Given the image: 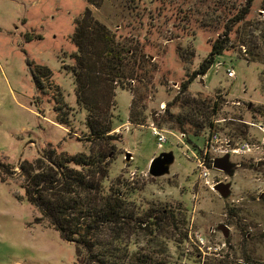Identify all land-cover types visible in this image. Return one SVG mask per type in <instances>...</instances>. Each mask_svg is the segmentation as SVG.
Listing matches in <instances>:
<instances>
[{"label":"rangeland","instance_id":"1","mask_svg":"<svg viewBox=\"0 0 264 264\" xmlns=\"http://www.w3.org/2000/svg\"><path fill=\"white\" fill-rule=\"evenodd\" d=\"M245 4L106 0L94 6L87 0H0V160L9 166V173H2L5 181L0 179V264L80 263L75 243L66 241L28 201L30 183L20 165L40 158L48 164L47 154L58 160L99 151L108 156L107 190L132 193L129 202L139 212L168 209L176 214L177 229L160 232L154 249L164 258L175 264H264V117L249 113V105L264 108V0H254L246 18L234 23ZM88 8L117 40L139 44L150 63L140 80L112 84V103L100 104L102 121L112 118L115 128L108 145L90 141L89 111L78 102L72 73L77 52L72 35ZM226 26L233 29L227 50L187 92L202 98L219 95L221 118L226 119L202 137L160 127L167 103L181 96L182 82L209 55ZM36 66L52 73L40 90L33 78ZM179 110L172 109L174 114ZM228 123L247 124L248 138L230 137ZM152 126L167 139L161 148ZM243 143L248 151H231ZM169 151L175 155L170 174L151 176V161ZM227 154L232 176L213 166L215 158ZM219 182L232 184L228 198L213 189ZM220 225L229 228L227 238ZM130 240L133 253L152 250L147 236Z\"/></svg>","mask_w":264,"mask_h":264},{"label":"trees","instance_id":"2","mask_svg":"<svg viewBox=\"0 0 264 264\" xmlns=\"http://www.w3.org/2000/svg\"><path fill=\"white\" fill-rule=\"evenodd\" d=\"M87 1L100 6L106 0ZM253 1L246 0L234 23L246 18ZM232 30L226 26L224 33L212 42L209 55L182 82L181 96L167 103L163 119L158 122L160 127L165 124L183 134L189 135L191 132L195 137H202L207 131L211 135L219 129L220 120L226 119L221 118L224 104L219 101V95L202 98L193 97L187 92L194 80L198 76H205L216 58L227 50ZM72 42L77 48L72 55L75 60L72 68L75 93L79 104L89 111L85 123L89 139L108 145L110 140L115 139L110 134L115 128L112 118L108 119V123L102 121L100 104L112 103L115 89L111 87L112 84L140 80L143 72L150 71L147 68L150 65L148 56L139 44L117 40L109 27L95 19L89 8L76 21ZM51 75L49 68L36 66L33 78L37 89H42ZM173 107H179L180 112L174 114ZM249 113L252 117L257 114L264 117V108L249 105ZM58 122L66 124L64 120ZM134 122L142 124L139 120ZM228 124L230 137L248 138L247 124ZM45 157L48 164L40 158L35 163L25 161L20 165L21 172L30 183L27 198L66 241L75 243L81 255L79 264H175L164 258L161 251L154 249L159 246L160 232L177 229L176 214L168 209L139 212L129 202L132 193L119 187H109L107 190L106 154L99 151L88 156L80 154L58 160L51 154ZM8 169L9 166L0 160L2 181H5L2 173L7 175ZM139 234L149 238L152 250L146 253L129 250L130 239Z\"/></svg>","mask_w":264,"mask_h":264},{"label":"water","instance_id":"3","mask_svg":"<svg viewBox=\"0 0 264 264\" xmlns=\"http://www.w3.org/2000/svg\"><path fill=\"white\" fill-rule=\"evenodd\" d=\"M130 155V153H128ZM175 162V155L172 151L162 152L155 157L150 164L149 173L153 177H163L170 174L171 167ZM213 166L215 169L225 172L228 176L233 175V164L230 160V155H224L217 157L213 160ZM231 183L219 182L214 186V190L217 191L222 198H228L231 194ZM219 229L223 231L225 238L229 236V228L226 225H220ZM250 264V263H241Z\"/></svg>","mask_w":264,"mask_h":264},{"label":"built area","instance_id":"4","mask_svg":"<svg viewBox=\"0 0 264 264\" xmlns=\"http://www.w3.org/2000/svg\"><path fill=\"white\" fill-rule=\"evenodd\" d=\"M228 76L233 77L234 72L232 70H228ZM151 130H152V134L157 138L158 146L161 148L163 144L167 142V139L163 131L154 126H152ZM214 137L215 136H213V138ZM249 149H250V146L247 143H243V144H240L232 148L231 151L234 153H243L245 151H248Z\"/></svg>","mask_w":264,"mask_h":264}]
</instances>
